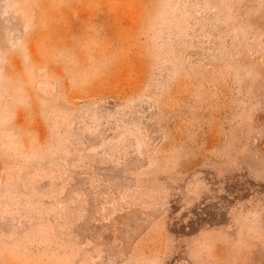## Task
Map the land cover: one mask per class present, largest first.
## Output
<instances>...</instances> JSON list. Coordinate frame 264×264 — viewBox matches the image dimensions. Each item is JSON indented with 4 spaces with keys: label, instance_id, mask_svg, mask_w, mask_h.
<instances>
[{
    "label": "rangeland",
    "instance_id": "obj_1",
    "mask_svg": "<svg viewBox=\"0 0 264 264\" xmlns=\"http://www.w3.org/2000/svg\"><path fill=\"white\" fill-rule=\"evenodd\" d=\"M0 264H264V0H0Z\"/></svg>",
    "mask_w": 264,
    "mask_h": 264
}]
</instances>
